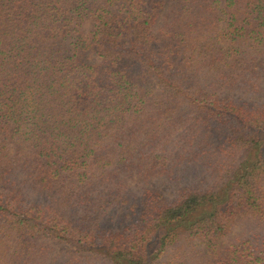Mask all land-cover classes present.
Instances as JSON below:
<instances>
[{
  "label": "trees",
  "instance_id": "trees-1",
  "mask_svg": "<svg viewBox=\"0 0 264 264\" xmlns=\"http://www.w3.org/2000/svg\"><path fill=\"white\" fill-rule=\"evenodd\" d=\"M0 264H264V0H0Z\"/></svg>",
  "mask_w": 264,
  "mask_h": 264
},
{
  "label": "rangeland",
  "instance_id": "rangeland-1",
  "mask_svg": "<svg viewBox=\"0 0 264 264\" xmlns=\"http://www.w3.org/2000/svg\"><path fill=\"white\" fill-rule=\"evenodd\" d=\"M185 175L186 174H179L178 176L185 177ZM181 177L177 180L180 181V179H182ZM177 180L175 179V175H174V178L171 177V179L166 178V177H160V178H155V179L149 181L147 183V186L150 188H155V189L161 191L162 193H164L165 195L170 196L175 191V189L177 187V184H178ZM137 186H134V189H138Z\"/></svg>",
  "mask_w": 264,
  "mask_h": 264
}]
</instances>
